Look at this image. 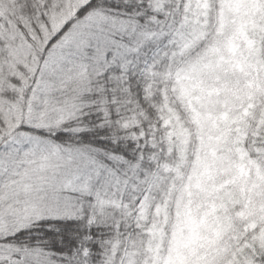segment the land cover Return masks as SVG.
Wrapping results in <instances>:
<instances>
[{
  "label": "snow or ice",
  "instance_id": "6c2138e0",
  "mask_svg": "<svg viewBox=\"0 0 264 264\" xmlns=\"http://www.w3.org/2000/svg\"><path fill=\"white\" fill-rule=\"evenodd\" d=\"M0 264H264V0H0Z\"/></svg>",
  "mask_w": 264,
  "mask_h": 264
}]
</instances>
